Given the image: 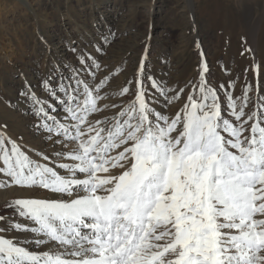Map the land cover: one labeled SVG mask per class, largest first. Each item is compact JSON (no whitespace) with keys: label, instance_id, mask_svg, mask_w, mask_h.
Masks as SVG:
<instances>
[{"label":"snow or ice","instance_id":"obj_1","mask_svg":"<svg viewBox=\"0 0 264 264\" xmlns=\"http://www.w3.org/2000/svg\"><path fill=\"white\" fill-rule=\"evenodd\" d=\"M77 84L82 96L72 89L62 101L75 123L39 109L53 121L42 125L49 132L79 141L57 154L71 161L59 164L66 174L0 134V174L16 186L68 197L13 200L15 214L33 226L11 227L63 251H29L0 235V264H264V105L246 113L247 89L239 105L229 96L234 123L201 79L193 86L199 95L190 93L183 109L168 117L145 99L137 79L134 100L93 125L87 114L100 111L103 81L95 90ZM127 93L128 87L120 90ZM115 168L120 171L113 175Z\"/></svg>","mask_w":264,"mask_h":264},{"label":"rangeland","instance_id":"obj_2","mask_svg":"<svg viewBox=\"0 0 264 264\" xmlns=\"http://www.w3.org/2000/svg\"><path fill=\"white\" fill-rule=\"evenodd\" d=\"M137 79L145 99L168 117L183 109L190 93L199 95L193 86L201 79L216 91L224 118L235 123L228 97L239 105L245 89V112L259 111L264 105V0H0V134L33 160L66 174L59 164L71 161L57 154L79 142L49 132L42 125L53 121H45L39 109L59 122L69 120L62 101L72 89L82 96L77 81L94 90L103 81L97 90L100 111L87 114L94 125L134 100ZM124 87L129 93L120 95ZM110 171L115 175L120 169ZM18 198L65 196L16 186L0 174V235L26 247L39 234L11 227L33 226L9 206ZM50 244L55 243L30 249L40 252Z\"/></svg>","mask_w":264,"mask_h":264},{"label":"bare ground","instance_id":"obj_3","mask_svg":"<svg viewBox=\"0 0 264 264\" xmlns=\"http://www.w3.org/2000/svg\"><path fill=\"white\" fill-rule=\"evenodd\" d=\"M56 120H59L57 117H56ZM61 123H65V124H69V125H71L72 123H70L69 122V120H66V121H63V122H61ZM58 136V135H57ZM54 138V137H53ZM54 139H56V138H54ZM59 139V138H58ZM56 141V140H55ZM59 196H61V195H59ZM62 198V197H61ZM65 199H68V197H66L65 196ZM25 238V237H24ZM40 238V235H36L35 237H31L30 239H29V245H27L26 246V248H28V250L29 251H33V249H30L32 246H35V241L37 240V239H39ZM63 251V249H61V248H59V246H56L55 244H50V245H48V246H46V247H44L43 249H42V251H40V252H46V251ZM33 252H39V251H33Z\"/></svg>","mask_w":264,"mask_h":264}]
</instances>
